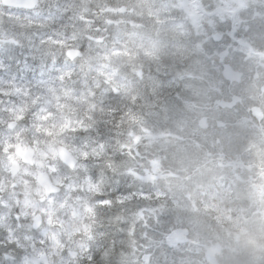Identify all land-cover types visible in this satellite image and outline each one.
<instances>
[{"label":"clouds","instance_id":"9594fccd","mask_svg":"<svg viewBox=\"0 0 264 264\" xmlns=\"http://www.w3.org/2000/svg\"><path fill=\"white\" fill-rule=\"evenodd\" d=\"M0 264H264V0H0Z\"/></svg>","mask_w":264,"mask_h":264}]
</instances>
